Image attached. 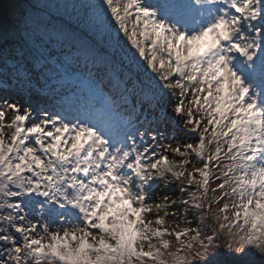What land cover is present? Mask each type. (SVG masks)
Returning a JSON list of instances; mask_svg holds the SVG:
<instances>
[{
	"label": "snow or ice",
	"instance_id": "1",
	"mask_svg": "<svg viewBox=\"0 0 264 264\" xmlns=\"http://www.w3.org/2000/svg\"><path fill=\"white\" fill-rule=\"evenodd\" d=\"M20 5L0 264H264V0Z\"/></svg>",
	"mask_w": 264,
	"mask_h": 264
},
{
	"label": "rangeland",
	"instance_id": "2",
	"mask_svg": "<svg viewBox=\"0 0 264 264\" xmlns=\"http://www.w3.org/2000/svg\"><path fill=\"white\" fill-rule=\"evenodd\" d=\"M61 3L62 7L60 9L56 8L57 3ZM79 3V0H41V7L45 9L47 13H50L52 15H58L64 12L63 4H67L68 8L67 11L69 13L72 12V6L77 5ZM0 4H2V7H5L6 5L10 8V4H12L14 11L16 12L20 8V0H0ZM11 12V11H9ZM67 18V17H66Z\"/></svg>",
	"mask_w": 264,
	"mask_h": 264
},
{
	"label": "trees",
	"instance_id": "3",
	"mask_svg": "<svg viewBox=\"0 0 264 264\" xmlns=\"http://www.w3.org/2000/svg\"><path fill=\"white\" fill-rule=\"evenodd\" d=\"M9 6H10V8L6 5L5 7H3V9L6 10L8 13H14L13 12L14 8H13L12 4H10ZM9 11H11V12H9Z\"/></svg>",
	"mask_w": 264,
	"mask_h": 264
}]
</instances>
